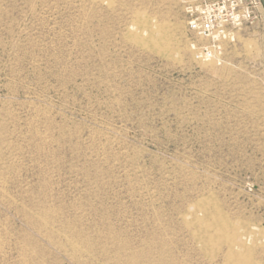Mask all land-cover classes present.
Segmentation results:
<instances>
[{"label":"rangeland","instance_id":"1","mask_svg":"<svg viewBox=\"0 0 264 264\" xmlns=\"http://www.w3.org/2000/svg\"><path fill=\"white\" fill-rule=\"evenodd\" d=\"M206 44L183 0H0V264H227L208 194L264 264V17Z\"/></svg>","mask_w":264,"mask_h":264},{"label":"bare ground","instance_id":"2","mask_svg":"<svg viewBox=\"0 0 264 264\" xmlns=\"http://www.w3.org/2000/svg\"><path fill=\"white\" fill-rule=\"evenodd\" d=\"M167 29H168L167 27H162L160 29L158 33L159 38L157 37V40H150L148 37H145L134 31L126 32L124 34V37L125 39L132 41L137 45L146 47L150 50H154L164 56H168L170 52L169 43L166 47H164L163 45L164 43L168 42L169 39L171 38V36L167 33ZM185 215L190 221V223L198 225L197 229H195L196 230L195 239L197 240L198 243H200L203 251L216 252L221 242L224 243V241H227L228 250L232 254L229 257L227 264H254L249 258L250 245H247L246 242L239 241V239L237 240L236 237H231L230 235L231 232L229 231V227H227L226 225L227 223L224 224L223 219H221V214L218 210L217 202L213 195L208 194V195L197 196L196 199L190 204V206L185 211ZM39 221L41 220H38V223ZM36 224L37 223H35V226ZM38 226L40 227V225ZM70 242H71L70 243L71 247L74 249V251L82 249L79 248L78 245L79 243H75L72 241ZM135 260H137V255L128 256V261H130V263Z\"/></svg>","mask_w":264,"mask_h":264},{"label":"built area","instance_id":"3","mask_svg":"<svg viewBox=\"0 0 264 264\" xmlns=\"http://www.w3.org/2000/svg\"><path fill=\"white\" fill-rule=\"evenodd\" d=\"M183 3L185 4L188 30L207 40V44L200 47L199 52L208 47L213 53H216L217 43L226 38L231 30L256 21L264 12V0H183ZM217 5L222 6L224 11L220 12L216 8ZM210 7L214 11L210 19H206V14L202 10ZM245 9L248 10V19L246 20L243 19ZM235 13L241 14L239 26L232 22ZM191 21H196L200 27L193 28ZM217 33H221L219 39L214 38Z\"/></svg>","mask_w":264,"mask_h":264},{"label":"clouds","instance_id":"4","mask_svg":"<svg viewBox=\"0 0 264 264\" xmlns=\"http://www.w3.org/2000/svg\"><path fill=\"white\" fill-rule=\"evenodd\" d=\"M216 8H218L220 12L224 11L223 7L220 5H217ZM188 11H191V9H188ZM202 11H204L206 14L205 18L210 19L214 10H213V8L210 7L208 9H204ZM243 19H245V20L248 19V10L247 9H245V14L243 16ZM240 21H241V14L235 13V15L233 16L232 22L234 24H236L237 26H239ZM190 23H191L193 28L200 27L199 25L196 24V21H191ZM201 35H203V33H201ZM220 36H221V33H217L214 38L219 39ZM191 47L193 49H195L196 45L193 44ZM219 54H220L219 51L217 53H213L210 48L205 47L203 51L197 53L196 59L202 60L205 63H210L212 60L216 59L217 63L219 64L220 63V60L218 58Z\"/></svg>","mask_w":264,"mask_h":264},{"label":"crops","instance_id":"5","mask_svg":"<svg viewBox=\"0 0 264 264\" xmlns=\"http://www.w3.org/2000/svg\"><path fill=\"white\" fill-rule=\"evenodd\" d=\"M262 16L264 17V12L260 15L259 19H257L256 21L260 20Z\"/></svg>","mask_w":264,"mask_h":264}]
</instances>
